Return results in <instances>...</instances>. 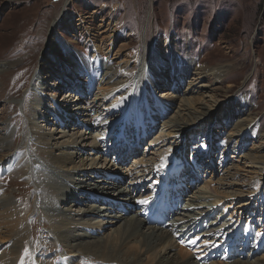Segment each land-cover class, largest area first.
I'll list each match as a JSON object with an SVG mask.
<instances>
[{"label": "rangeland", "instance_id": "rangeland-1", "mask_svg": "<svg viewBox=\"0 0 264 264\" xmlns=\"http://www.w3.org/2000/svg\"><path fill=\"white\" fill-rule=\"evenodd\" d=\"M110 25L121 30L118 39L116 35L112 38L103 32ZM107 37L114 42L113 52L122 42H128L133 46V55L141 56L144 66L152 62L163 70L165 77L174 60L186 61V72L181 73L185 80L192 79L198 66L227 65L228 71L221 81L215 82L208 76L196 81L205 85L207 90L217 87L215 94L221 99L220 107L233 97L245 98L256 126L249 137L248 147L262 144L258 136L264 131V0H0V64H3L0 69L5 71L0 72V137L12 134L10 147L0 150V155L9 154L0 167L5 165L11 169L0 174V199L8 198L10 202L0 208V226L3 220H7L8 213L15 209L22 212L24 226L20 233L25 239L20 249L22 257L29 254L32 264H57L55 262L61 257L66 261L73 258V254L60 247V242L51 235L55 225H50V216L55 217L54 211L43 206L42 201L36 206L37 196L43 198L45 191L42 183L36 182L44 179L45 173L56 169V165L46 159L52 149L54 154L75 153L71 164L57 169L70 179L113 169L123 178L131 171L136 181L132 188L142 196H149L150 188L162 179L155 173L163 172L161 164L164 158L170 155L171 162L175 160L182 164L192 157L198 167L206 168L207 172L203 174L205 181L209 179L208 173L213 171V181L238 183L221 189L215 182L210 185L218 192L233 191L243 199L248 206L242 209L235 204L237 209L233 214L254 219L258 229L264 232V202L260 198L264 193V182L259 172L249 168L241 156L237 157V153L220 146L223 135L207 153L197 147L202 145L200 141L187 142L181 148L185 152L180 153L179 147L170 151L169 140L163 141L165 138L159 136L160 130L165 128L156 124L151 129L153 133L142 142L143 151L131 153L124 161L119 162V151L100 147L99 139L110 131L113 121L121 120L122 123L124 113L117 110L120 97H105L108 94L103 89L106 82L98 79L90 61L93 40L104 48L103 44L109 42ZM71 54L79 60H70ZM100 54L107 58L106 51L101 50ZM64 64L69 67L65 72L61 67ZM42 66L55 70L45 69L39 75L37 72ZM141 68L144 69L137 64L129 67L133 73ZM171 77L178 78L176 75ZM166 89L160 87L157 94L162 95ZM55 112L63 114L56 117ZM181 170L183 176L192 173L199 178L202 175L201 169H192L187 163ZM165 173L179 179L174 168L167 169ZM139 182L140 188H137ZM120 183L123 187L129 181L123 179ZM172 183L164 182L162 185ZM187 193L192 194L190 190ZM186 201L187 198L183 200L184 203ZM87 202V205L92 203ZM222 203L226 204L222 201L215 205ZM60 206L70 207L72 211L84 208V205L76 203ZM125 211L129 214L130 208ZM97 219L99 222L103 220L92 217L91 222L96 220L98 223ZM102 223L95 227L105 240L106 234L111 235L118 224L108 228ZM222 224L229 223L223 220ZM11 243L9 240L1 244V248ZM56 247L63 255L54 254ZM184 250L177 244L174 253L181 251L182 255L187 251L185 253L194 255L192 251ZM150 253L152 251L142 256L143 264H148ZM2 254L0 249V256L4 261L11 258V264L23 259L18 257L15 261L9 253ZM258 257L264 258V251ZM86 263L100 264L94 259Z\"/></svg>", "mask_w": 264, "mask_h": 264}, {"label": "bare ground", "instance_id": "bare-ground-1", "mask_svg": "<svg viewBox=\"0 0 264 264\" xmlns=\"http://www.w3.org/2000/svg\"><path fill=\"white\" fill-rule=\"evenodd\" d=\"M86 32L89 33L88 30ZM103 32L109 34L107 36H111L112 38L113 35H116L117 39L120 33H122L119 28L111 25L106 26ZM110 39V37H107L109 42L107 45L103 44L104 48H101L96 40H93V53L90 55V61L93 68L96 69L98 79L102 83L106 82V86H103V89L108 94L105 97H109V99L121 98L120 102L116 105L118 112H121L123 107L126 109L128 105L131 107V110L136 106L137 108L140 107L141 114L146 116L143 123H147L144 126L150 129L148 126H150V122L152 121L155 125L161 124L162 129L165 128L164 131L160 130L159 136L165 138L163 141L169 140L167 144H170V151L178 147L181 149L187 142L192 143L193 141H200L202 145L200 144L197 147L203 146V150H208L207 144L210 142L214 144L223 135L222 145L224 149L227 148L233 154L237 153V157L241 156L243 162L248 163L249 168L259 172L260 179L264 182V131L258 136L262 144H253L248 147L249 137L254 133L256 126L254 125L255 122H253L252 111L250 112L245 102L246 99L236 96L228 99L226 103L223 102L220 107L218 105L221 103V99H219L218 94H215L218 90L217 87H211L207 90L205 85L196 81L200 77L205 78L207 76L213 77L215 82L221 81L220 79L228 71L227 65H217L214 67L198 66L193 72L192 79L185 80L181 73L186 72L184 71V65L187 64L186 61L174 60L173 67L170 68L167 73L168 75L165 77V74L162 72L163 70L159 69L152 62H148L144 66L141 56L137 55L136 57L133 55V46L128 42H122L117 47V50L113 52L114 42L110 41ZM101 50L108 53L107 58L101 56ZM121 55L122 58H120ZM69 58L72 61L79 60L74 54L69 55ZM175 62L180 63V65L178 66V63L175 64ZM7 64L5 63V65ZM134 64L144 67V69L141 68L139 72L133 73L129 67ZM0 66L2 67L3 64H0ZM61 67L63 72L69 68L65 64ZM45 69L49 71L55 70V68H51L50 66H42L37 73L40 75ZM3 70L4 68L0 69V72H5ZM172 75H176L178 78L174 79L171 77ZM160 87H167V89L159 96L157 93ZM236 100L241 101L242 104ZM55 113L56 117H58L62 112ZM139 122L142 123L140 116L137 114L136 123ZM227 131L229 132L227 133ZM11 135L10 133H6L0 137V150L10 147L9 140ZM94 147L95 149L97 148V146ZM179 151L181 153L182 149ZM53 152V149L48 151L46 159L50 163L55 164L56 169L52 171L50 169L51 172L45 173L42 176L44 179H39L38 177L39 181L36 183H42V186H40L46 192L40 187L44 194L43 198H38L37 196L36 206L42 201L43 206H47L51 212L54 211L53 216L55 217L50 216L52 220L50 225L52 227L55 225L52 229L54 235H51L55 236L56 240L60 242V247L66 248L69 254H73V258L68 259L69 261L61 257L62 263L59 264H89L86 261L91 259L98 260L100 264H143L142 256L150 251H152L150 253L152 255L148 264H264V258H260L258 255H251L252 249L249 246L244 248L245 254L243 256H235L229 261L222 263H217L216 261L205 263L199 260L198 256H194L190 252V255L185 253L187 252L185 250L182 255L181 251L177 254L174 253V249L178 244L177 235L180 233L181 236H184L185 233L193 232L195 228H199L201 225L205 226V228L203 230L196 229L194 232L195 234L201 232L205 236H209L206 240L214 239L211 233L222 231L224 237L233 242L240 239V233L229 229L230 223L215 224V222H218L215 221L216 217L208 218V215L214 212L212 207L216 202L225 201L227 205L233 207V210L237 209V207H234L235 204L238 205V208L242 207V209L248 206L233 191L218 192L216 187L211 188L210 185L211 182H215L216 185H220L221 189L227 187L229 184L237 185L238 183L213 181L214 178H211L214 173L213 171H210V174L208 173L209 179L205 181L206 179L203 177V174L207 172L206 168L202 169L198 167V169H201L200 173H202V176L199 178L187 176L185 178L184 184L180 187H185L186 192L182 191L180 196L183 200L187 198V201L186 203L183 202L184 206L180 204L179 209L174 211L173 214H168L169 223L163 227L162 225L146 224L144 215L151 200H146L145 196L135 193L136 189L132 187L136 181L134 180L135 177L131 176V171L126 173L123 178L113 169L111 172L91 173L74 180L72 177L70 179L69 176L59 173L57 169L71 164L75 153L69 152L66 155L65 153L54 154ZM8 155L1 154L0 163ZM118 157L120 161L126 159L123 151L119 152ZM93 161L94 159H92L91 164ZM209 168L213 169L211 166ZM126 170L125 172H127ZM123 179L128 180L129 183L121 187L120 182ZM72 181L75 183L72 184ZM201 183H203L202 186H199ZM37 189L38 187L36 186ZM188 190L192 194H188ZM184 193H187L185 197ZM48 195L52 197L49 198L50 196ZM229 195H232V197H227ZM87 201L92 203L87 205ZM141 201H147V203H142ZM180 201L182 203V200ZM7 202L10 204L8 198L0 199V208L5 207L8 204ZM96 202H99V204H95ZM73 203L84 205V208L72 211L70 207L60 206ZM131 206L134 209L131 210L133 208ZM129 208L130 212L126 214L125 210ZM21 213L18 209L13 210L11 214L8 213L7 220H3L0 226V249L3 250V254L7 252L10 257H14L15 261L16 258L22 257L20 249L23 245L22 243L25 242V239L21 235L22 233H20L23 225ZM219 213L222 212L220 211ZM92 217H101L103 220L99 222L97 219L98 223L96 220L95 222H91ZM223 220H225V216H222L221 222ZM101 223L106 224L108 228L118 224L113 229L111 235L106 234L105 240H103L104 237L102 238L97 233L98 227H95ZM225 225L227 226L226 229L222 230L221 228ZM195 234H190V236ZM9 240H12V243L7 247L1 248V244ZM250 241L253 244L255 243L251 238ZM220 242L221 239L217 238L216 243ZM180 250L183 249L180 248ZM53 252L56 256L63 255L61 254V249L57 247ZM3 258L0 256V264H11L9 261L11 258L5 261ZM22 258V260H17V264H32V262L30 263L31 258L29 254L26 255V258ZM12 262H14L13 259Z\"/></svg>", "mask_w": 264, "mask_h": 264}, {"label": "snow or ice", "instance_id": "snow-or-ice-1", "mask_svg": "<svg viewBox=\"0 0 264 264\" xmlns=\"http://www.w3.org/2000/svg\"><path fill=\"white\" fill-rule=\"evenodd\" d=\"M142 203H147V201H141Z\"/></svg>", "mask_w": 264, "mask_h": 264}]
</instances>
